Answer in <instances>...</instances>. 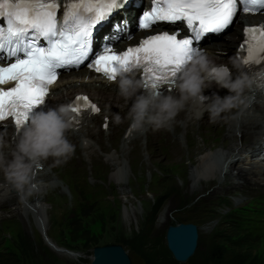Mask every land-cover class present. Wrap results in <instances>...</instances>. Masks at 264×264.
Segmentation results:
<instances>
[{
  "label": "rangeland",
  "instance_id": "rangeland-1",
  "mask_svg": "<svg viewBox=\"0 0 264 264\" xmlns=\"http://www.w3.org/2000/svg\"><path fill=\"white\" fill-rule=\"evenodd\" d=\"M232 113L216 121L205 119L199 125L190 124L183 132L180 113L173 129L171 126L150 140L146 138L144 145L139 136H133L126 154H118L125 123L115 124L107 136L96 126L98 133L89 136L91 145L85 148L87 157L84 148H78L71 138L76 151L67 163L56 166L47 160L44 164L48 177L41 181L48 188L39 198L44 210V234L31 215H21L22 204L16 194L15 202H0V251L11 253L16 264H89L92 247L107 243L120 244L130 264H191L193 255L209 256L208 245L219 239L214 232H223L224 220L231 218L224 215L228 208H223V199L230 198V207L239 206L250 201L248 195L264 187L263 179L251 181L245 183V190L259 186L244 191L237 182L247 178L236 177L238 173L233 170L230 173L236 183L229 181L228 175L223 179L213 176L191 188L189 175L198 159L197 151H222L233 143L225 136ZM250 138V132L245 131L237 137V145L246 144ZM94 149L96 152L91 154L89 150ZM108 155H116L125 164L127 176L122 185L112 177L113 168L104 159ZM179 222L196 225V247L185 262L170 263V253H164V232L167 225ZM243 223L257 236L254 245L258 250L264 248V226L248 225L245 219ZM257 257L260 259V254Z\"/></svg>",
  "mask_w": 264,
  "mask_h": 264
},
{
  "label": "snow or ice",
  "instance_id": "snow-or-ice-1",
  "mask_svg": "<svg viewBox=\"0 0 264 264\" xmlns=\"http://www.w3.org/2000/svg\"><path fill=\"white\" fill-rule=\"evenodd\" d=\"M130 0H65L64 19L58 23L61 0H0V122L11 118L19 132L30 113L45 104L58 70L79 68L89 59L93 33ZM243 12H264V0H151V8L138 19L139 30L159 23L183 22L190 35L160 31L138 46L117 52L105 45L87 67L109 82L117 69L140 70L149 91L174 84L180 69L199 51L206 34L223 33L233 23L237 6ZM122 30V29H121ZM241 58L244 66H260L257 77L264 88V25L244 28ZM71 111L98 114L86 96H77ZM104 127L107 128V122Z\"/></svg>",
  "mask_w": 264,
  "mask_h": 264
},
{
  "label": "clouds",
  "instance_id": "clouds-1",
  "mask_svg": "<svg viewBox=\"0 0 264 264\" xmlns=\"http://www.w3.org/2000/svg\"><path fill=\"white\" fill-rule=\"evenodd\" d=\"M233 67H236L233 62ZM115 81L118 96L131 101L124 117L113 114L112 120L119 125L130 121V127L143 131L151 127L153 131L170 130L177 115L186 108L200 119L205 112L211 121H216L232 113L243 111L248 105V93L252 82L246 74L233 76L232 70L224 64H217L206 50H199L180 69L172 87L175 95H161L158 89L145 93L144 82L136 78V71L117 69ZM215 84L227 95L204 92ZM73 112L71 105H58L46 111H32L19 139L12 146L0 134V173L11 189L17 193L19 202L27 205L29 200L40 194L47 185L38 180L34 166L38 161L50 158L56 166L67 163L74 155L76 146L66 133L71 127Z\"/></svg>",
  "mask_w": 264,
  "mask_h": 264
},
{
  "label": "bare ground",
  "instance_id": "bare-ground-1",
  "mask_svg": "<svg viewBox=\"0 0 264 264\" xmlns=\"http://www.w3.org/2000/svg\"><path fill=\"white\" fill-rule=\"evenodd\" d=\"M210 45L213 46L214 50L219 51V52H223L227 49L226 47L217 48V47H215L214 43H210ZM61 86H62L61 95H64V96L75 91V90L80 89V90H83L85 93H87L89 95V97L97 99L99 101L100 107H101V103L105 100V93L102 94V91H100V90L86 88L81 83V81L79 79L65 80V81H63ZM83 87H85V88H83ZM226 95H227V93H226ZM116 97H117L116 95H113L110 100H109V98H106L107 102L106 101L103 102V108L101 111V115L107 116L108 113H110L113 116V114L118 113L121 115V117L125 116V114L128 112V109H126L125 111H122L123 107L118 105V102L115 99ZM248 105L249 106L246 109H244L243 111H240V110L234 111L232 113V115L230 116L229 121L226 124L225 136L228 138L226 140L227 141L233 140L232 141L233 143L230 144L229 147H226L224 150L222 149V151L216 150V149L215 150L207 149V151L202 149L200 151H197L198 152V154H197L198 159L196 162L193 163V172L189 175L191 183H192L191 188H193L194 185L196 184V182H198L199 180H203V181L208 180L207 178H212L213 176H216L217 179H220V178L223 179V178H226V176L228 175V176H230L228 178L229 181H231L233 183L234 182L236 183V181H235L236 177L247 178V179H244L242 182H237V183H240L239 185H241L242 187L245 185V183L250 184L251 181L255 182L256 180H261V179L264 180V176H261L262 174H264V166L259 165V167H258L259 169H258L257 167H254V163L246 161L249 158L250 152H252L254 150V147L256 145H258V143L262 140L261 135L264 134V93L255 92V91H253V89H251V91L248 93ZM180 116L182 118V121L184 122V123H182V121H181V124H182L181 131L182 130L184 131L185 129H187L188 125H190V124H194L196 126V124L199 125L200 122L202 121V120L197 121L193 115V112L187 108L181 112ZM177 118H178V116H177ZM177 118H176V120H177ZM91 122L86 121V119H82L80 121L81 124H80V128L78 129V134L80 135L81 133H83V134L84 133H94V132L96 133V129L87 128V125ZM181 124H179L178 127L179 126L181 127ZM110 126H115V123H111ZM110 126H109V129H110ZM175 128H177V127H175ZM146 130L147 129H145L143 131H137L134 129L132 131L129 130V134L126 137H120L121 139L119 141V145H120L121 150L118 151V154H123V152H125V154H126V149L129 148V146H128L129 141L131 140V138L133 136H139L141 139V144L144 145L146 143L144 141L146 140V137H147V132H145ZM178 131H175V132H178ZM181 131L179 133L183 132V131L182 132ZM245 131L250 132L251 138L248 140V142L246 144L244 143L242 145L241 144L237 145L238 144L237 140H236L237 137L239 138V136L244 134ZM182 137L183 136H181V139H182ZM78 144L80 147L84 148L83 154L86 155V153H88V152H86L87 148L84 147V145L82 143L81 144L78 143ZM92 147H94V146H92ZM89 152L92 154L93 152H96V151L94 149V151L89 150ZM86 157H87V155H86ZM92 158H93V156H92ZM111 158L113 159L114 162L111 161ZM104 159L108 164H111V166L113 168L112 177L119 184L123 183L124 180H126V176H127V169L124 167L125 164L122 165V162L119 161V159L117 158L116 155H112V156L108 155V156H105ZM126 159L128 161V165L130 167H132L130 165V159H128L127 155H126ZM132 159H133V157H132ZM49 162L54 163L51 158L49 159ZM233 170L234 171L236 170L235 172L238 173V176L234 177L231 175L230 172H232ZM257 171H259L260 174ZM34 173H35L36 178L38 180H42L45 178L44 181H46V179H47L46 177H48V173L43 175L41 170L36 169L34 171ZM40 175H42V176H40ZM0 177H1V181H0V202L1 203L15 202V200L13 198L16 197L17 193L11 189L10 185L6 184L2 173H0ZM48 186H50V185H48ZM50 188H51V186H50ZM44 189H46V187ZM41 195L42 194L40 193V194L33 196L29 200L27 205H22V208H21L22 214L21 215H23L25 217H27L28 215H31L33 218L32 220L34 221V224L36 225L38 230L43 235L44 231H45L44 230L45 219H44V210L42 209V207L40 205V199L39 198ZM10 199H12V200H10ZM59 205H57V206H59ZM49 246L52 248H56L58 252L59 251L62 252V250L60 248H58L54 245L49 244ZM67 254L69 255V253H67ZM71 255L75 256V254H72V253H71Z\"/></svg>",
  "mask_w": 264,
  "mask_h": 264
},
{
  "label": "trees",
  "instance_id": "trees-1",
  "mask_svg": "<svg viewBox=\"0 0 264 264\" xmlns=\"http://www.w3.org/2000/svg\"><path fill=\"white\" fill-rule=\"evenodd\" d=\"M226 216L231 218L224 220L226 224L222 228L223 232H214L219 239L216 244L212 241L213 245H208L209 256L193 255L191 264H264V248L258 250L257 245H254L257 236L247 231L242 225L243 221L238 220L239 215L236 211H229ZM166 252L168 251L165 248L164 253ZM258 254L260 259L257 257ZM13 259L11 253L0 251V264H16ZM171 262L175 261L170 260Z\"/></svg>",
  "mask_w": 264,
  "mask_h": 264
},
{
  "label": "water",
  "instance_id": "water-1",
  "mask_svg": "<svg viewBox=\"0 0 264 264\" xmlns=\"http://www.w3.org/2000/svg\"><path fill=\"white\" fill-rule=\"evenodd\" d=\"M164 241L173 260L183 263L195 250L197 227L189 222L169 224L165 228ZM91 251L89 264H130L126 251L118 243L96 245L92 247Z\"/></svg>",
  "mask_w": 264,
  "mask_h": 264
}]
</instances>
